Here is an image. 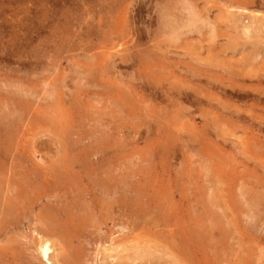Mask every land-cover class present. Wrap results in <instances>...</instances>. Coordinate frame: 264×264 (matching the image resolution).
<instances>
[{
    "label": "rangeland",
    "instance_id": "rangeland-1",
    "mask_svg": "<svg viewBox=\"0 0 264 264\" xmlns=\"http://www.w3.org/2000/svg\"><path fill=\"white\" fill-rule=\"evenodd\" d=\"M251 2L0 0V264H264Z\"/></svg>",
    "mask_w": 264,
    "mask_h": 264
},
{
    "label": "bare ground",
    "instance_id": "bare-ground-1",
    "mask_svg": "<svg viewBox=\"0 0 264 264\" xmlns=\"http://www.w3.org/2000/svg\"><path fill=\"white\" fill-rule=\"evenodd\" d=\"M248 1V0H247ZM250 2H251V0H250ZM253 2H255V1H252L251 2V4L253 3ZM249 3V2H248ZM193 8V7H192ZM190 10V9H189ZM193 10H195V9H193ZM190 12V11H189ZM193 12V11H192ZM187 17V16H186ZM196 14L195 13H191V16H190V18H189V25H193L195 22L194 21H196ZM249 17V16H248ZM245 18V17H244ZM251 18H252V20H249L245 25H243L242 26V31H243V33L245 34V35H248L249 34V31H250V29H254V31H256V32H263L264 31V16L263 17H260V16H257V15H254L253 14V16H251ZM239 19V18H238ZM247 19V18H246ZM200 20H203V18H200ZM240 20V19H239ZM183 22V21H182ZM204 22V21H203ZM240 23H241V21H240ZM184 24V23H183ZM187 24V25H188ZM194 27V26H193ZM236 27V26H235ZM233 29H235V28H233ZM253 31V32H254ZM243 34V35H244ZM251 34V33H250ZM249 34V35H250ZM262 34H264V33H262ZM244 37V36H243ZM255 37H256V35H255ZM257 37H258V34H257ZM257 37H256V39H257ZM262 37V36H261ZM258 38H260V34H259V37ZM244 39V38H243ZM243 39H241V41L243 40ZM248 39H250V38H248ZM264 39V38H263ZM260 41H261V38L259 39ZM240 41V42H241ZM255 41H258V40H255ZM263 41V40H262ZM243 42H241V43H239L240 45L242 44ZM259 43H263L264 44V42H259ZM245 44V43H244ZM242 45L243 47L244 46H246V45ZM258 43H256L255 44V46H258L257 45ZM260 45V44H259ZM254 46V47H255ZM256 49V48H255ZM254 50V49H253ZM256 50H258V49H256ZM258 53H260V52H258ZM251 54H254L253 52L251 53ZM251 54H250V56H251ZM253 56V55H252ZM253 61H254V59H253ZM256 61V60H255ZM261 75V74H260ZM259 75V76H260ZM264 76V75H263ZM263 76H261V77H263ZM246 80V79H245ZM262 80V79H261ZM250 82V81H249ZM260 85V84H259ZM258 91V90H257ZM256 91V92H257ZM233 93V92H232ZM259 93H260V91H259ZM261 94V93H260ZM242 95H244V94H242ZM244 97V96H243ZM256 97V96H255ZM254 98V97H253ZM260 98H261V96H260ZM262 99V98H261ZM244 101V100H243ZM254 101H256V100H254ZM260 101V100H259ZM259 101H257V102H259ZM226 109V108H225ZM238 111H240V110H238ZM235 112V111H234ZM236 112H237V110H236ZM241 112V111H240ZM263 112V111H262ZM239 113V112H238ZM236 115V114H235ZM234 115V116H235ZM237 116H239V115H237ZM247 117V116H246ZM246 117H244V120H247L246 119ZM235 118V117H234ZM248 118V117H247ZM238 119H240V118H238ZM242 119V118H241ZM237 120V119H236ZM243 120V119H242ZM167 124V123H166ZM248 125H250V123L248 124ZM181 132V131H180ZM163 135V134H162ZM173 135V134H172ZM164 137H165V135H164ZM254 178V177H253ZM259 183V182H258ZM224 185V184H223ZM257 188V187H256ZM255 188V189H256ZM12 189V188H11ZM9 190V189H8ZM262 190H264V188L262 189ZM17 191V190H16ZM213 191H214V189H213ZM224 194V193H223ZM9 195V194H8ZM262 195H264V194H262ZM255 196V195H254ZM257 197V196H256ZM258 198H260L261 199V197H259L258 196ZM212 199V198H211ZM219 200V199H218ZM250 200V199H249ZM256 200V199H255ZM257 201V200H256ZM263 201V200H262ZM211 202V201H210ZM251 202V201H250ZM249 202V203H250ZM258 202H259V200H258ZM209 203V202H208ZM212 203H215V202H212ZM253 203V202H252ZM246 204V203H245ZM254 204V203H253ZM263 204V203H262ZM219 205V204H218ZM255 205V206H254ZM253 206L254 207H256V203L254 204ZM258 205V204H257ZM17 206V205H16ZM210 206V205H209ZM218 208V207H217ZM13 209V208H12ZM23 209V208H22ZM78 209V208H77ZM264 209V208H263ZM248 210V209H247ZM23 212V211H22ZM11 213V212H10ZM263 213V212H262ZM6 214V213H5ZM216 214V213H215ZM249 215V214H248ZM255 215V214H254ZM7 216V215H6ZM2 218V217H1ZM5 219V218H4ZM3 219V220H4ZM7 219V218H6ZM219 221V220H218ZM5 223V222H4ZM4 225V224H3ZM13 225V224H12ZM52 227H53V225L51 226V229H52ZM5 228V227H4ZM55 228V227H54ZM50 229V230H51ZM63 230V229H62ZM44 231V230H43ZM53 231H55V230H53ZM53 231H52V233H53ZM229 231V230H228ZM2 232V231H1ZM3 232H6V230L5 231H3ZM48 233H50V232H48ZM54 234V233H53ZM52 234V235H53ZM6 235V234H5ZM50 235H51V233H50ZM43 236V235H42ZM45 237V236H44ZM57 237H59V236H57ZM56 238V237H55ZM37 241V240H36ZM38 246V245H37ZM36 246V247H37ZM52 245H51V242H49V241H44V242H41V244L39 245V253H40V257H41V259L45 262V263H43V264H51V262H50V257H49V255H50V253L52 252L51 250H52V247H51ZM54 252V251H53ZM146 253V252H145ZM140 254V253H139ZM61 255V254H60ZM189 255V254H188ZM155 256H157V255H155ZM140 257V256H139ZM156 259V258H155ZM63 260H65V259H63ZM60 261V260H59ZM168 263V262H167Z\"/></svg>",
    "mask_w": 264,
    "mask_h": 264
}]
</instances>
